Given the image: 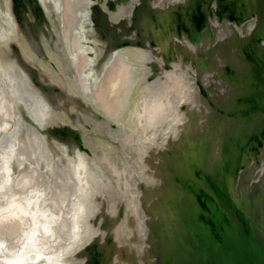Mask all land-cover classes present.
I'll use <instances>...</instances> for the list:
<instances>
[{
  "label": "bare ground",
  "instance_id": "bare-ground-1",
  "mask_svg": "<svg viewBox=\"0 0 264 264\" xmlns=\"http://www.w3.org/2000/svg\"><path fill=\"white\" fill-rule=\"evenodd\" d=\"M216 205L263 264L264 0H0V264H214Z\"/></svg>",
  "mask_w": 264,
  "mask_h": 264
},
{
  "label": "water",
  "instance_id": "water-1",
  "mask_svg": "<svg viewBox=\"0 0 264 264\" xmlns=\"http://www.w3.org/2000/svg\"><path fill=\"white\" fill-rule=\"evenodd\" d=\"M203 216L207 241H202V244L209 248L211 260L215 261L214 264H235L237 260L235 247L237 245L240 249L242 247L237 236L233 232L231 234L228 232L230 225L226 220V213L217 205L207 206L203 209Z\"/></svg>",
  "mask_w": 264,
  "mask_h": 264
},
{
  "label": "rangeland",
  "instance_id": "rangeland-1",
  "mask_svg": "<svg viewBox=\"0 0 264 264\" xmlns=\"http://www.w3.org/2000/svg\"><path fill=\"white\" fill-rule=\"evenodd\" d=\"M13 150V149H12Z\"/></svg>",
  "mask_w": 264,
  "mask_h": 264
}]
</instances>
